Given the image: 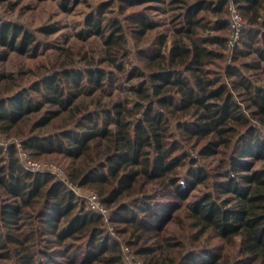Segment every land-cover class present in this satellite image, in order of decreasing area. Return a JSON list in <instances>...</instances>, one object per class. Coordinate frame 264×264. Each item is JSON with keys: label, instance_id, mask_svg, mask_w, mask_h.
Masks as SVG:
<instances>
[{"label": "trees", "instance_id": "1", "mask_svg": "<svg viewBox=\"0 0 264 264\" xmlns=\"http://www.w3.org/2000/svg\"><path fill=\"white\" fill-rule=\"evenodd\" d=\"M234 1L246 24L234 48L228 0H171V34L151 40L146 11L128 29L100 11L86 27L103 57L51 53L18 91L0 74V136L59 158L67 180L0 147L4 264H124L125 246L144 264H264V0ZM29 46L30 32L0 18V61ZM112 70L138 79L124 99L81 100ZM69 184L99 196L121 239Z\"/></svg>", "mask_w": 264, "mask_h": 264}, {"label": "rangeland", "instance_id": "2", "mask_svg": "<svg viewBox=\"0 0 264 264\" xmlns=\"http://www.w3.org/2000/svg\"><path fill=\"white\" fill-rule=\"evenodd\" d=\"M129 1H132L131 4ZM170 2L171 0H70L67 6L69 9L64 10L62 6L65 3L64 0H0V18L23 26L36 38L37 44L36 51L31 47L35 44H32L25 53L10 52L7 60L0 61V74L8 75L2 83H6L8 87H13L14 91L31 87L38 79V73L44 70L41 61L45 60L51 53L62 54L69 60L71 58L70 49L72 50L74 46L80 51V57L84 56L89 60L103 57L104 45L101 39L90 35V33L87 34L86 27L87 18L100 11L108 20L121 21L126 29L131 25L130 20L135 11H146L159 24L155 31L149 33L151 40L156 34L167 32V30L171 34L169 31L171 28L170 17L173 12L168 11ZM83 32H86V35L82 34ZM128 38L130 48L135 52L134 40L129 34ZM3 50L0 48V52ZM131 61L137 63L133 54ZM105 67L111 71L109 66ZM114 77L115 79L106 80L103 90L83 96L81 100L89 104L92 100L97 99H100L102 103H110L117 97L124 99L129 93L128 86L138 81V79H133L130 82L121 80V74L117 72ZM18 141L15 138L0 136V147L6 149V146L9 147ZM31 159L37 165L42 166L45 171L51 172L56 179L67 183L64 171L57 163L60 162L58 161L59 158L47 157L46 161L32 157ZM262 163L257 162L256 165L260 166ZM69 186L71 187V184ZM76 192L85 203L86 209L93 211L89 198L96 193L86 188H76ZM108 210L112 215L111 209ZM107 214L100 215L108 226V232L113 238L121 239L116 226L106 219ZM129 258L135 260L131 255ZM137 260L144 264L142 259L137 257ZM4 263L0 260V264ZM129 263L133 264L132 261Z\"/></svg>", "mask_w": 264, "mask_h": 264}, {"label": "built area", "instance_id": "3", "mask_svg": "<svg viewBox=\"0 0 264 264\" xmlns=\"http://www.w3.org/2000/svg\"><path fill=\"white\" fill-rule=\"evenodd\" d=\"M228 9L230 11L231 15V40L229 42L230 48H234L235 45L238 43L240 40L241 34L246 29V24L245 21L239 12L235 1L234 0H228ZM10 145V144H9ZM18 151H19V156L21 159V162L23 163L24 167L32 172L36 173H49L52 174L51 172L45 171L42 166L37 165L34 161H32L31 157L26 153L22 147L20 141L16 142ZM8 146H6L7 148ZM47 169V168H46ZM53 175V174H52ZM74 191L76 192V188L72 187ZM77 193V192H76ZM89 201L91 202V206L93 208V211L98 213V214H104L106 216V219L110 221L111 215L108 212L109 210L106 208V206L102 203L100 200L99 196L97 194H93L90 198ZM124 255H125V260L124 264H130L129 261H132L133 264H142L139 260H137V257L132 253L131 249L129 247H124ZM133 256L135 260H131L129 257Z\"/></svg>", "mask_w": 264, "mask_h": 264}]
</instances>
